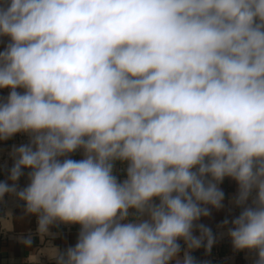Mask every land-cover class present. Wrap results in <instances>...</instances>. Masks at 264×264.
<instances>
[{
  "label": "clouds",
  "instance_id": "9594fccd",
  "mask_svg": "<svg viewBox=\"0 0 264 264\" xmlns=\"http://www.w3.org/2000/svg\"><path fill=\"white\" fill-rule=\"evenodd\" d=\"M0 36V140L30 136L0 198L42 236L81 226L56 264H197L225 177L242 208L227 234L264 264V0H0Z\"/></svg>",
  "mask_w": 264,
  "mask_h": 264
},
{
  "label": "crops",
  "instance_id": "0c3cea01",
  "mask_svg": "<svg viewBox=\"0 0 264 264\" xmlns=\"http://www.w3.org/2000/svg\"><path fill=\"white\" fill-rule=\"evenodd\" d=\"M9 43V37L0 36V51H4ZM10 91L9 88H0V98H6ZM17 91L23 93L25 90L20 88ZM20 134L22 133H17L7 140H0V146L10 148ZM67 158L77 161L84 159L83 149H78L69 154ZM14 159H10L7 164L0 166V182L13 183L8 177L10 169L14 165ZM126 168L127 162H115L114 175L117 176L118 181L122 182L127 178ZM30 171V169L23 170L24 175L16 182L18 190L25 188L30 183L28 178ZM218 187L224 192L223 207L215 209L208 206L211 214L207 217H201L196 222L202 223L212 230L215 243L210 251L202 245L198 249L190 250V254L195 258L197 264H255V253L249 250L238 251L234 249L231 238L227 234L228 228L232 226L231 220L242 211V208L234 203L239 186L234 179L225 177ZM9 196L12 194H5L0 198V203H5L0 214V264H56V259L51 256L53 250L64 253L69 247L76 245L80 225L64 224L57 221L49 226V234L42 236L37 230V216L28 214L25 202L16 195H14V200L8 201ZM253 196H255V192ZM156 202L158 203V200ZM248 203L251 204V199ZM226 219L229 224L224 226L223 221ZM193 234L199 236L200 232L195 229ZM29 236L32 239V244L30 247H26L20 242V238ZM178 242L181 245L179 258L182 259L187 247L183 240ZM170 264H176V260L170 261Z\"/></svg>",
  "mask_w": 264,
  "mask_h": 264
},
{
  "label": "built area",
  "instance_id": "2783aa9c",
  "mask_svg": "<svg viewBox=\"0 0 264 264\" xmlns=\"http://www.w3.org/2000/svg\"><path fill=\"white\" fill-rule=\"evenodd\" d=\"M30 143V136L29 134H20L15 143L10 148H4L0 146V166H3L9 162L10 159H14L13 150L14 147H19L20 145L29 144ZM14 195L9 196L7 200H14ZM5 203H0V214L3 211Z\"/></svg>",
  "mask_w": 264,
  "mask_h": 264
}]
</instances>
